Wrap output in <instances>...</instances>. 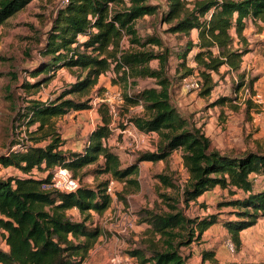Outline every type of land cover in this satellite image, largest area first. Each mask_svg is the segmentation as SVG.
<instances>
[{
  "label": "trees",
  "instance_id": "16d2710c",
  "mask_svg": "<svg viewBox=\"0 0 264 264\" xmlns=\"http://www.w3.org/2000/svg\"><path fill=\"white\" fill-rule=\"evenodd\" d=\"M32 1L0 0V25ZM167 10L162 22L169 25L168 31L188 38L176 78L182 81L195 76L202 97L211 96L217 84L213 74H219L221 68L225 67L227 73L242 70L249 53L243 47L244 31L250 22L264 24V0H168ZM157 11L158 7L150 5L149 0H68L59 7L41 50L42 58L28 70L35 81L25 83L23 88L40 89L63 67L78 70V80L55 99L29 101L15 117L16 126L27 130L35 127L30 131L34 144L21 143L22 149L13 151L14 143L9 152L0 154V169L20 171V175L0 177V237L4 244L0 246V264H84L101 236L98 227L89 222L91 212L102 215L112 205L107 193L110 181L123 183L124 193L137 192L141 188L140 164L167 160L176 151H181L189 173L182 191L187 206L216 187L233 197L220 207L233 208L223 226L236 251L242 248V231L264 218V152H221L201 129L191 126L178 112L172 103V80L167 74L169 50L160 38L142 39L135 26L138 20L154 16ZM193 31H197V41L191 39ZM126 37L131 44L128 49L122 44ZM236 37L242 47H236ZM193 50L194 65L190 66L189 54ZM154 60L159 62L157 69L151 67ZM108 72L114 74L112 84L125 89L123 115L138 105L144 109L140 116L127 117V123L140 134H156L159 138L154 151L139 153L127 165L108 144L115 117L105 101L98 105L101 121L80 151L63 149L65 142L56 128L57 119L92 108L91 95L94 91L99 97L104 95L97 85ZM139 79H152L154 83L136 91ZM240 80L239 89L244 86L242 75ZM232 100L222 97L211 106H223ZM48 140L46 146L38 145ZM90 166H96L95 176L110 177L95 185L80 184L75 192L43 188L58 167L68 169L78 179L79 173ZM35 170L48 175L45 179L35 178L31 175ZM157 178L164 186L176 188L164 175ZM162 198L166 209H145L140 213V223L147 224L150 237L129 255L141 264H186L181 249L201 239L217 218L188 217L179 201L168 195ZM72 210L82 219L70 215ZM206 261L220 264L212 251L203 256L202 264Z\"/></svg>",
  "mask_w": 264,
  "mask_h": 264
},
{
  "label": "rangeland",
  "instance_id": "374dc122",
  "mask_svg": "<svg viewBox=\"0 0 264 264\" xmlns=\"http://www.w3.org/2000/svg\"><path fill=\"white\" fill-rule=\"evenodd\" d=\"M61 2L62 0H33L15 17L0 25V154L9 152L14 143L16 146L13 151L21 150L23 143L34 144L31 140L34 136L30 135V131L35 127L32 126L27 130L25 126H16L17 123L14 121L17 113L28 105L29 101L45 102L55 99L66 87L78 80V70L63 67L58 69L52 80L47 85H42L40 89L27 91L23 88L25 83L35 81L28 74V70L42 58L41 50L46 44L47 34L53 26ZM149 4L158 7L157 13L138 20L135 26L142 39L152 36L160 38L164 47L169 50L167 74L172 80V103L178 112L191 126L201 129L210 138L212 146L221 152L232 155L246 151L264 152V36L258 43L254 40L248 43L246 38V44L243 45L249 53H252L256 46L261 45L258 50L260 61L249 64V60H246V65L242 66L239 73H227L225 67L221 68L219 74H213L217 84L211 96L202 97L200 90H184V80L180 81L176 78L180 55L184 53L188 38L170 33L169 25L162 22V15L168 11V0H149ZM191 39L197 41V36L191 34ZM122 44L125 49L131 46L127 37ZM237 46L242 47V43L238 42ZM250 46L253 48L251 49ZM154 49L158 51V47ZM194 53L195 50L189 54L190 66L194 65L191 61ZM260 64L263 65V69H260ZM249 65L251 67H248ZM151 67L157 69L159 62L152 61ZM240 75L243 77L244 86L239 89L237 83L241 81ZM113 77L112 72L100 77L97 88H102L104 95L99 97L97 92L92 93L91 109L75 112L56 120L57 132L65 142L63 149L74 151L78 142L83 147L90 132L101 121L98 105L107 92L114 98L118 94L123 96L125 89L120 85H113L111 82ZM191 78L196 77L191 76L187 79ZM251 80H254L252 86ZM153 83L152 79H139L135 90L152 86ZM257 94L262 95V103L254 100ZM222 97H232L233 100L223 106H211ZM122 104L118 103L117 99H113L110 104L114 107L112 113L115 121L112 124L113 136L108 144L119 155L122 163L127 165L134 161L139 153L154 151L159 138L156 134H140L133 124L127 123V117L143 114L144 109L141 105L132 108L130 113L124 116ZM122 125L126 128H121ZM48 143L49 140L38 145L46 146ZM95 168L96 166H90L82 170L78 176L79 184L95 185L97 181H106L110 177L95 176L93 174ZM139 171L141 186L139 191L124 193L123 183L116 181L111 196V207L102 215L91 212L89 222L94 227H98L101 236L84 264H141L129 255L130 251L150 237L148 226L140 223L139 215L145 209H166L162 195H168L179 201V207L188 217L213 215L217 218V223L213 225L214 229L210 227L201 239L181 249L186 264H202L203 256L209 251L214 252L215 259L220 264H243L264 260V249L250 244L256 238L254 235L249 236V243L243 245L240 251L235 253L229 251L227 243L231 241V237L224 231L223 221L229 219V213L233 208L220 207V204L233 199L228 191L216 187L204 194L205 198L200 197L197 203L191 202L188 206L184 203L182 191L189 180V173L184 165L181 151L174 152L167 160L141 164ZM36 173L40 178L48 175L47 172L36 171ZM16 174L20 175V171L14 168L0 169V177L3 178ZM159 175L167 177L176 188L164 186L157 178ZM261 181L264 183V179ZM207 195L209 198H206ZM70 215L76 220L82 219L76 211L70 212ZM262 237L264 238V230ZM0 246H4L3 242H0ZM192 247L194 252L191 251ZM193 254L195 257L192 256ZM205 264L210 262L206 261Z\"/></svg>",
  "mask_w": 264,
  "mask_h": 264
},
{
  "label": "built area",
  "instance_id": "2783aa9c",
  "mask_svg": "<svg viewBox=\"0 0 264 264\" xmlns=\"http://www.w3.org/2000/svg\"><path fill=\"white\" fill-rule=\"evenodd\" d=\"M68 2V0H62L61 5L63 6ZM183 89L186 91H195V90H199L200 86H199V81L196 78H191V79H185L184 83H183ZM113 99H117L118 103H123V97L118 94L116 96V98L111 97V95L107 92L105 94V98L102 101H105L106 103H108V105H110L112 103ZM254 100L257 103H262V95L257 94L254 96ZM110 109L111 112L112 110H114V107L110 105ZM31 175L35 178H40L38 176V174L36 173V170L33 171L31 173ZM46 177L42 178L45 179ZM116 181L115 180H111L108 188H107V193L112 196V193L114 191V187H115ZM79 180L74 178L73 174L71 171H69L66 168H62V167H58L55 169L54 173L52 174V177L50 179L49 182L45 183L43 188L46 190H58V191H62V192H75L78 187H79ZM227 247L229 249L230 252L235 253L236 249L234 244L229 241L227 243Z\"/></svg>",
  "mask_w": 264,
  "mask_h": 264
},
{
  "label": "crops",
  "instance_id": "0c3cea01",
  "mask_svg": "<svg viewBox=\"0 0 264 264\" xmlns=\"http://www.w3.org/2000/svg\"><path fill=\"white\" fill-rule=\"evenodd\" d=\"M264 24H256V23H253V22H250L247 26V28L245 29L244 31V36L247 38V41L248 43L253 41L254 42H259V40H261L264 36ZM253 33V35H252ZM193 36H197V31H193ZM239 42V39L236 37L235 39V45L236 47L237 46V43ZM250 48L252 49L253 46H250ZM259 48H261V45L260 46H256L255 49L253 50V54L252 53H248L245 58H244V63H243V66L246 65V60H249V64L253 63H257L258 61H260V53H259ZM255 54V55H254ZM261 65V68L260 69H263V65ZM248 67H251L250 65ZM253 68H254V65H253ZM76 149H73L74 151H80L81 148H82V145L80 144V142L76 143ZM65 149V148H64ZM180 152V151H179ZM147 163H153V162H142L141 164H147ZM140 164V165H141ZM206 195L202 196V198H205ZM206 198H209V195H207ZM72 211H76V210H72ZM70 211V212H72ZM69 212V213H70ZM77 212V211H76ZM214 229V226L211 227V229ZM224 231L228 233L227 229L226 228H223ZM263 230H264V218L263 219H260L259 222L251 227V228H248L244 231H242L241 233V238H242V246L245 245V244H248L249 243V236L250 235H254L256 238L254 239V241L252 243H250L252 246L254 247H261L264 249V238L262 237L263 235ZM258 235V237H257ZM0 242H2V239L0 237ZM4 245V244H3ZM192 252H194V247H192ZM193 257H195V255L193 254L192 255ZM264 262V260L262 261ZM250 263H260L259 261H251V262H245L243 264H250ZM241 264V263H240Z\"/></svg>",
  "mask_w": 264,
  "mask_h": 264
}]
</instances>
